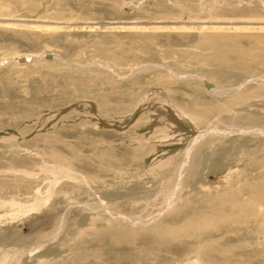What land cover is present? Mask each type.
Listing matches in <instances>:
<instances>
[{
    "label": "rangeland",
    "instance_id": "1",
    "mask_svg": "<svg viewBox=\"0 0 264 264\" xmlns=\"http://www.w3.org/2000/svg\"><path fill=\"white\" fill-rule=\"evenodd\" d=\"M0 264H264V0H0Z\"/></svg>",
    "mask_w": 264,
    "mask_h": 264
}]
</instances>
